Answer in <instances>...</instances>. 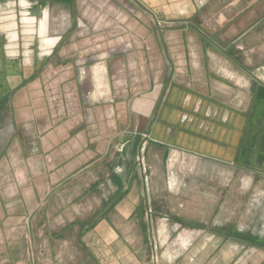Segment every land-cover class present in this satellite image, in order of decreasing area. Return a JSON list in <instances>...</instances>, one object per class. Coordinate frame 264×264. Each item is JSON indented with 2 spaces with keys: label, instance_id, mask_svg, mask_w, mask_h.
<instances>
[{
  "label": "rangeland",
  "instance_id": "374dc122",
  "mask_svg": "<svg viewBox=\"0 0 264 264\" xmlns=\"http://www.w3.org/2000/svg\"><path fill=\"white\" fill-rule=\"evenodd\" d=\"M192 1L191 24L160 20L136 0H77L73 11L54 8L65 20L52 24L75 31L65 39L72 50L47 74L46 87L35 85L20 102L18 118L11 98L0 101V264H9L12 253L15 264H38L39 253L40 264H86L87 228L102 210L117 222L122 195L129 210L138 199L144 207L121 229L126 264L148 257L147 264H264V172L182 150L165 157L164 149L146 150L133 126L135 97H149L150 85L167 79L165 49H153L165 47L167 29L201 25L228 34V0ZM255 1L238 0L239 20L258 12ZM3 13L1 24L13 26L16 20ZM33 20L22 19L27 31ZM44 43L48 48L54 41ZM103 107L113 111L109 117ZM83 127L90 129L88 141ZM144 157L157 173L153 180ZM107 249L112 258L116 246Z\"/></svg>",
  "mask_w": 264,
  "mask_h": 264
},
{
  "label": "crops",
  "instance_id": "0c3cea01",
  "mask_svg": "<svg viewBox=\"0 0 264 264\" xmlns=\"http://www.w3.org/2000/svg\"><path fill=\"white\" fill-rule=\"evenodd\" d=\"M23 1H27V7L22 5ZM136 1L148 5L156 18L169 22L181 19L183 24H191L197 12L192 0ZM225 3L230 5L232 13L228 34L211 32L201 25L171 28L166 31L165 47L158 43L153 46L157 53L165 49L162 70L167 79L163 88L161 84H151L149 97H135L131 110V116L135 117L133 126L145 137L146 150L149 145L164 149L165 157L172 151L182 150L215 162L244 165L264 172V9L259 8L264 1L251 2L252 6L256 4L258 12L250 15L245 12L241 20L236 7L238 0ZM76 4L77 0H0V14L9 13L10 18L16 20L13 26L0 22V101L11 98V108L15 109L17 118L22 107L19 108L20 102L31 96L35 85L40 90L46 87L47 74L52 70L56 73L55 70L62 67L64 58L74 46L70 39H65L75 31L71 28L62 32L52 24L65 20L52 11L56 6L66 5L73 11ZM46 12V33L41 35L40 24ZM24 17L34 19L28 31L22 21ZM12 32L17 35L13 41L10 39ZM211 35L213 43L207 38ZM46 39L54 41L48 47V54L44 53L49 46L44 43ZM255 54H259L256 59ZM19 56L23 59H18ZM100 110L109 117L111 109L103 107ZM142 121L145 125L140 124ZM124 124L121 121L120 129ZM89 131L88 127L81 128L86 141ZM144 165L148 166L153 180L157 173L151 171L153 166L145 157ZM145 174L148 175L146 168ZM78 175L80 172L73 178ZM140 176L138 179L142 180ZM122 197L116 208L117 222L111 220L108 211L102 210L101 217L87 228L84 245L87 254L82 258L86 264H111V261L112 264H126L127 259L130 261L124 252L126 241L121 229L133 214H142L144 207L138 199L134 201V210H129L130 199ZM110 244L117 250L112 258L107 249ZM13 257L12 253L13 262L10 260L9 264H15ZM133 260L134 264H147L149 257ZM39 261L40 253L38 264Z\"/></svg>",
  "mask_w": 264,
  "mask_h": 264
},
{
  "label": "built area",
  "instance_id": "2783aa9c",
  "mask_svg": "<svg viewBox=\"0 0 264 264\" xmlns=\"http://www.w3.org/2000/svg\"><path fill=\"white\" fill-rule=\"evenodd\" d=\"M143 163V162H142ZM143 165H144V163H143Z\"/></svg>",
  "mask_w": 264,
  "mask_h": 264
}]
</instances>
